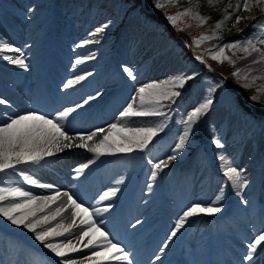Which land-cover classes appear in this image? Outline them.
Masks as SVG:
<instances>
[{"label": "snow or ice", "instance_id": "1", "mask_svg": "<svg viewBox=\"0 0 264 264\" xmlns=\"http://www.w3.org/2000/svg\"><path fill=\"white\" fill-rule=\"evenodd\" d=\"M156 9H164L166 6H177L178 0H153ZM200 0H189V6L178 8L174 14L165 13L168 22L179 29L178 22L188 18L195 21L196 26L200 27L207 23L209 17L204 16L197 10ZM218 0H208V6L215 8ZM260 9V17H252L250 15H241L240 13H251L253 9ZM231 9V11H228ZM31 11V9H29ZM235 16V21L232 27H236L240 39L226 40L221 45H215L211 49H206V53L213 61L221 64L227 63L233 67L231 76L234 77L237 83L244 89L255 88L253 95L247 96L244 99L248 102H260L264 105V100L261 96L264 95V83L257 84V81H264V67L254 68L253 65L264 66V0H236L233 4L229 2L226 5L225 13L217 20L210 30V33H201L197 37H193L192 44L199 46L207 40L218 39L219 32L227 21ZM251 20L250 25H246L254 29L251 35H244V29L238 28V25L245 21ZM103 24L96 27L90 35L95 36L101 34L110 25ZM190 26V25H185ZM230 31V29H228ZM90 43L85 39L78 47H83ZM226 50H231L233 55L226 54ZM5 53H15L14 56L4 55ZM236 53L243 55L239 59L250 58V62L243 68L236 67ZM255 54V56H253ZM0 58H3L8 63L18 66L21 69H28L29 65L26 62L24 52L20 47H13L7 42L0 40ZM94 59V56H83L76 60V64H82L87 60ZM195 59L200 61L207 67L209 72L214 71L211 65L207 64L204 57L196 55ZM259 74H254L256 72ZM122 72L127 78L135 82L137 74L130 67H123ZM92 75H77L73 79H68L63 84L64 89H68L73 85L79 84L85 80L87 76ZM198 73L193 72L191 75L180 73L171 76L162 81H152L135 89V95L131 96L130 102L126 107L119 112L118 122L111 123L104 128H96L91 132L76 131L75 134H69L66 124L64 123L70 113L76 112L77 109L83 108L90 101L97 99L102 93L97 92L95 96L89 95L83 100L82 104H77L75 107L65 108L58 111L55 115L42 114L39 110L25 111L23 114H8L7 111L0 113V176L16 174L22 178L27 185H33L41 189H53L54 185L49 183H38V181L29 174L27 169L34 168L46 161V158L52 157L57 153L73 148L85 149L94 154L95 158L104 155L113 154H132L134 152L147 153L150 150V145L154 138L159 133L163 132L168 125L170 113L172 111L171 104L176 102V98L182 95L179 89L184 88L188 81L197 77ZM207 95L202 102L195 106L187 115V119L180 121L183 125L182 131L178 134V139L171 148V154L166 159H160L153 162L148 159L147 163L150 167V178L155 181L157 175L167 168L171 161L177 159L180 153L189 143V138L193 134L194 126L196 125L202 114H206L213 105L214 100L212 94L220 89L224 84V79L211 80L206 78ZM170 102V103H165ZM232 104L239 108L243 101L239 95L232 98ZM0 106L5 109L12 107V102L6 97L0 96ZM167 108L168 111L164 109ZM160 118L158 123L150 124V126L129 127L126 123L119 122L128 118ZM99 136V139H95ZM79 141V143H75ZM91 142V143H90ZM216 149L223 150L225 144L219 138L212 140ZM218 168L221 173V187L216 199L204 206L202 202H193L186 206L175 220L174 227L170 230V235L166 237L167 242H171L184 228L189 218L200 215H214L223 211V192L225 187H231L236 191V195L241 197L243 205H248L249 201L243 199V190L249 186V179L246 175V170L235 165L234 160L229 158L227 154L221 151L217 154ZM95 163V159L89 160L76 169L77 177ZM124 181L118 180L117 185ZM151 190L152 184L147 185ZM120 191L119 187H112L99 195V202L109 200L116 196ZM66 197L67 204L57 206L56 202L61 196ZM113 205L111 203L103 207H85L83 203L78 202L69 192L61 193L56 190L53 195L36 196L32 192L26 191L23 186L17 183H5L0 180V218L5 223L12 226H17L32 233L34 240L42 245L47 253L35 250L29 252L23 264H133V258L129 251H126L122 242H113L109 232L104 231L101 225L95 219L97 214L108 212ZM71 211V221L64 223L63 214L66 211ZM79 217V219H77ZM140 220H136L135 227L140 224ZM79 232L77 243H73L68 236L74 232ZM87 237V242L85 238ZM64 238V239H61ZM164 243L159 248V252L163 254L169 244ZM244 244V252L241 255L238 264H255V258L258 254L264 253V225L259 229L255 226L251 229V237L242 241ZM83 249L89 250V255H84L82 259H74L70 256L71 253H80ZM59 258L52 261L51 257ZM161 255L155 256V261H160ZM2 264V261H0ZM18 264L20 262L18 261Z\"/></svg>", "mask_w": 264, "mask_h": 264}, {"label": "bare ground", "instance_id": "2", "mask_svg": "<svg viewBox=\"0 0 264 264\" xmlns=\"http://www.w3.org/2000/svg\"><path fill=\"white\" fill-rule=\"evenodd\" d=\"M14 1L24 4L27 0H5L4 12L8 17L1 22L0 40L9 43L13 47H20L24 52L29 67L28 69H21L16 66L15 72L10 73L3 69V65L10 63L0 58V96L6 97L12 102L11 108L5 109L4 106H0V113L7 111L8 114H23L25 111L39 110L42 114L55 115L56 112L62 111L65 108L75 107L77 105L76 101H81L87 94H91L94 91L93 87L103 81V85L106 88L105 91L113 89L114 95L110 98H104L102 102L86 112L77 109L76 112L70 113L64 122L69 130V134L74 135L76 131L91 132L96 129L95 126L97 124L107 121L109 124L118 122L120 111L115 105V100L119 95H117V91L120 86L123 87V92H127L130 87L136 89V84L144 81L151 82L153 77H156L155 75L160 74L163 76L169 70L166 59H170L172 47L166 35L165 37H158L156 43L152 44L149 49H145L141 58L138 59L136 57L127 59L125 53H118L114 58L108 59L102 57L97 63V69H94L91 64L86 66L84 63L76 64V60L71 62L72 60L68 59V54L55 43V34H52L43 42L38 41L39 45L34 43L35 36L38 35L40 28H43L45 31L52 30L50 18L54 14L49 12V4L47 3L46 5L49 17L36 15L35 20L30 22L26 21L22 12L14 6ZM32 2L34 4L38 2L39 4H46L44 0H32ZM183 2L184 0H178L176 7L181 9ZM231 3L235 4L236 0H231ZM256 9L261 11L258 8ZM163 10H172V8L166 6ZM228 11H231V9H228ZM131 25H134V31L144 32L140 23L133 22ZM206 32L207 30L204 33ZM223 33L225 36H233L234 39L241 38L236 27H231L230 31L225 29ZM124 34L126 35V32ZM243 34L251 35V33L245 32ZM125 35L123 37H126ZM174 37L179 47L189 44L180 31H175ZM75 47L76 44L71 46L72 53L81 52V49ZM258 47H264V45H258ZM203 53L204 56L202 55ZM202 54L201 56L204 57L205 61L209 62L208 57L210 58V56L207 55L206 51H202ZM4 55L14 56L15 53H5ZM137 55L138 52L135 51V56ZM60 58L69 60L68 64L66 65ZM249 62L250 58L239 59L236 67L243 68ZM150 65L155 68L153 73H150L148 69ZM125 66L132 68L137 74L135 82L129 80L126 74L122 72V68ZM253 67L260 68L264 66L253 65ZM86 73H91L92 75L87 76L85 80L68 89L63 88V84L68 79H73L77 75H85ZM254 74H259V72L257 71ZM4 81H7L5 88L1 87L5 83ZM125 81L126 85L124 86ZM263 82L258 81V83ZM146 119L153 121L156 117ZM119 122L124 123V120H120ZM261 131V129L254 131L252 140L255 143L252 142L251 145L255 144V146L251 147L250 150H246L247 153L240 152V148L237 149V160L241 164L242 169L246 170V175L250 181L249 186L243 190L249 201L245 210L238 209V204L240 203L235 202L233 195L235 190L231 187L226 188L223 192V199L220 202L224 206L221 213L214 215L204 214L189 218L184 228L178 232L171 242H167L166 237L170 235V231L167 228L169 224L172 225V222L163 217L165 214L162 216V198L158 197L160 191H162L163 197L168 196L169 192L160 181L157 179L152 181L146 174L139 184L131 185H117L116 182L112 184L106 183L102 181L103 173L100 177H97L95 171L87 173L88 178L91 180L89 184L79 180L73 183L64 181L58 189H41L33 185H27L22 180H19L17 184L23 186L26 191H30L36 196L53 195L56 190H59L61 193L69 192L78 202L83 203L85 207L89 208L103 207L111 203L113 207L106 213L97 214L95 219L98 223L101 220L104 221V224L101 226L104 231L109 232L110 237L113 238V242H122L121 246H124L126 251H129L133 258V264H155L159 262L155 261V256L162 255L159 253V248L166 242L169 246L163 254L170 255L167 259H162L160 263L167 262L170 259L171 262H174L182 258V256L189 254L185 246L190 243L193 235L192 245L198 251V254L206 257L208 252L211 251V254L208 255V260H215L220 257L217 255V250H213L212 247L217 245L219 253L224 254V251L219 248V244L221 245L225 242L222 237L228 233L226 230L234 223L235 217H239L241 220H248L247 228L243 230L245 239L251 237L253 226L259 229L264 225V168L262 169L258 166V163L264 162V129L263 133ZM95 139H99V136ZM75 143H79V141H75ZM124 156V154L118 155L111 162V165L116 164ZM83 158L94 159L95 157L93 153L85 149L73 148L46 158L45 162L48 165L42 162L41 165L27 170L38 183H48L54 172L51 168L53 163L60 160L77 161ZM15 176L18 175L15 174ZM149 183L152 184L151 190L147 187ZM112 187H119L120 191L109 200L99 202V195ZM197 189L201 190L200 185ZM218 190L219 188L213 182L211 188L205 191L202 199L199 200L208 205L216 199V196L219 194ZM66 204L67 199L62 195L52 207L55 208ZM230 205L233 209H230ZM186 206L188 205H185L184 209ZM183 210H181V214ZM246 213L248 215H245ZM181 214L178 213V216ZM63 218L64 223H69L71 221V211H66L63 214ZM134 218L136 219L134 220ZM0 220L3 221L2 218ZM136 220H140L144 224V229L137 231L136 227H132L136 223ZM2 225L0 227V261H2V264H18V261L20 264H23L27 254L37 250V248L28 246L25 243L19 244L17 248L15 244L19 241L18 235L11 233L9 236L6 230L13 231L16 229L19 231L22 228L7 224L5 221H3ZM172 227H174V224ZM219 229L221 230L218 231ZM149 230H153L151 236L148 235ZM196 232H200L201 235H197L195 238ZM202 232L207 233L204 234ZM71 240L73 243H77V237L71 238ZM84 242H87V237ZM170 245L173 248L171 251H169ZM237 245L242 246L244 249L243 243ZM77 254L79 253H71L70 256H73L72 258L74 259H82V257L76 258ZM51 259L54 262L59 258L52 256ZM255 260V264H264V253L258 251ZM115 263L113 262V264Z\"/></svg>", "mask_w": 264, "mask_h": 264}, {"label": "rangeland", "instance_id": "3", "mask_svg": "<svg viewBox=\"0 0 264 264\" xmlns=\"http://www.w3.org/2000/svg\"><path fill=\"white\" fill-rule=\"evenodd\" d=\"M136 1L146 9L147 14H143L140 11V8L136 5L137 2H135L134 5L135 9H133V6L127 5L123 0H106V2L105 0H81L78 2L77 0H44L46 4H39V2L34 4L32 0H27L24 4L14 1V6L22 12L26 21L33 22L36 15L45 17L50 16L46 6L48 3L50 8L49 12L54 14L50 18L52 30L45 31L43 28H40L38 35L35 36L34 43L39 45L38 41L43 42L46 38L55 34V43L68 54V59L72 60L71 62L83 56H94V59L87 60L84 64L86 66L91 64L94 69H97V63L102 57L110 59L114 58L118 53H125L127 59L135 57L138 59L141 58L146 47L156 43V39L158 37H165L166 35L170 41V46L172 47L171 55L169 57L170 59H166L169 70L164 74L165 76L163 75L164 77L160 74L155 75L156 77H153L152 81L159 82L180 73L191 75L193 72L198 73L197 77L187 83H193L196 79L198 80L201 78L202 66L204 64L196 59L197 64H194L188 58H182L181 49L173 36L176 26H173L170 22H168L165 17V13L174 14L178 8L176 6H170L172 10L164 11L163 9H156L154 7L153 0ZM229 2H231V0H218L215 8H210L208 6V0H200L197 10L200 11L202 15L209 17L206 23L209 26V30H207L205 34L210 33L212 28L210 27V24L214 20L222 18L225 13L226 5ZM4 5L5 0H0V25L2 24L1 22L8 17L4 12ZM187 6H189V0H184L181 9ZM29 9H31V11H29ZM240 14L245 16L250 15L252 17H260L261 11L253 9L251 13ZM119 20L120 23L118 24ZM189 20L190 19L185 18L183 21L178 22V24L179 26L181 24H186ZM109 21L111 23L103 33L95 36L90 35L94 32L96 27H100ZM234 21L235 16L226 22L223 29L219 32L218 39L214 38L212 41H204L199 48H196V46L191 42L190 45H187L188 51L193 52L195 57L196 55H201L202 51H205L206 49H211L215 45H221L226 40H235L233 36H225L223 33V30L230 29L232 27ZM133 22L140 23L144 32L141 33L134 31V25H131ZM251 23V20H245L238 25V28L244 29L245 33L252 34L254 29L246 27V25H250ZM113 29H116V33L113 32ZM125 32L126 35L124 34ZM123 35L126 37H123ZM85 39L89 40L90 43L84 45L83 47H78L77 45L81 44V42ZM73 44H76L75 48L81 49V52L72 53L70 48ZM135 51L138 52L137 56H135ZM226 54L229 56L233 55L231 50H226ZM242 55V53L235 54L234 58H236L237 62L239 61L238 57ZM60 60L66 65L69 61L62 58H60ZM208 60L209 62H207V64L209 65L212 64L217 67L222 65L217 61H213L211 57H208ZM3 69L10 73H14L16 66L12 64H5L3 65ZM148 69L150 73L155 71L154 67ZM233 70V67L230 66L229 70L225 71L227 75L224 77L221 75L217 76V74L212 71V73L199 80L198 83L194 84L190 100L184 107L181 105L183 98H176V102L171 104L172 111L170 113L168 125L163 132L159 133L158 136L154 138L153 143L150 145L149 152L124 154L125 156L113 165H111V162L120 154L104 155L99 158H94L95 163L85 169L84 172L79 175V179L85 183H89L90 179L87 175L89 171H95L98 177H100L103 173L102 181L110 184L121 179L124 181L121 185L139 184L145 174L149 177V179H151V166L147 163V160L152 159L153 162H156L160 159H166L167 156L171 154L170 150L174 147V143L178 139V134L183 129V125L180 121L187 119V115L195 106H198V104L202 102L207 95L208 85L206 83V78L211 80L224 79L223 86L212 94L214 103L206 114H202V120L205 125L212 126L214 130H216V136L222 141V143L225 144V148L220 150L216 149L213 143H204L194 152H190L188 149L183 150L177 159L171 161L169 166L156 177V179L160 181V183L164 185V188L169 192L168 196L163 197L162 191L159 192L155 190L156 192H159L158 197L162 198V211L164 210L168 220L173 221V225L175 220L178 219L177 213L179 211V207L181 206V203L175 200L177 197L184 196L185 200L190 203L201 202L199 199H202L203 193L211 188L213 182L218 188L221 187L222 176L218 168L219 162L216 159L217 154L223 151L229 156V158L234 160L237 167L242 168L236 157L237 149L240 148V152L247 153L246 150H250L251 147L255 146V144L251 145L252 142L255 143V141L252 140L254 131L261 129V132L263 133L264 113L257 114L255 117L252 115H244V110L255 112L258 109L260 102H248L244 99L247 96L256 94L255 88H242L240 84L237 83L236 79L231 76V72ZM147 83H150V81L138 83L135 87L138 88ZM256 83L261 84L258 83V81ZM5 84H7V81L3 83L1 87L5 88ZM125 85L126 81L124 83V86ZM93 88L94 91L91 94H87L81 101H76L75 103L82 104L84 99H87L89 95L95 96L97 92L102 93V95L97 99L90 101L89 104L84 105L83 108H80V111L86 112L98 103L102 102L104 98H110L114 95L113 89L105 91L106 88L105 85H103V81L95 85ZM122 88L123 87L120 86L117 91V95H119L115 100V105L118 107L119 111H122L123 108L126 107L127 103L130 102L131 96L135 95V89L133 87H130L127 92H123ZM237 95H239L242 101H245L249 108L243 105V103L239 108L232 104V98ZM261 100H264V95L261 96ZM165 103L167 104L170 102ZM164 110L168 111L167 108ZM159 119L160 118L156 117L155 120L151 121L146 118L138 120L137 118H128L127 120H124V123H126L129 127L150 126V124L158 123ZM108 125L109 122L107 121L97 124L95 128L99 127L106 130ZM197 126L198 123H196L194 127ZM89 160L91 159L83 158L72 162V165L77 164L80 166L87 163ZM58 162L59 161L53 163L54 165L52 164L53 169H61V167H67L69 165L64 161ZM45 164L48 165L47 162H45ZM258 166L263 169L264 162L258 163ZM0 180L5 183H18V181L22 180V178L15 176L13 173L7 176H0ZM199 185L201 190L197 189ZM229 187H225V189ZM176 194H178L177 197H175ZM233 195L235 197V202L240 203L238 204L239 207L245 208L247 206L243 205L241 197L236 195V191L233 192ZM242 195L243 199L248 200L244 193H242ZM203 204L204 206H207L206 203ZM230 209H233L231 205ZM2 224L3 221L0 220V227L3 226ZM244 224L245 223L243 222V225ZM172 225L168 228V230L172 229ZM137 226L142 228L143 225L140 223ZM228 231V235L225 236V241L230 242L232 240L241 243L244 240L236 235L238 228L235 225H230ZM6 232L9 236L11 233L18 235L19 241L15 244L17 248L19 247V244L25 243L28 246L36 247L40 252L47 253V250L43 249L42 245L34 240L32 233L27 230L20 229L17 231L15 229L13 231L6 230ZM206 233L207 232L204 234ZM78 235V231L74 232L73 235L68 236L67 239L76 238ZM197 235H201L200 232H196L195 238ZM193 239L194 235L190 240L193 241ZM190 248L191 246L189 245V249ZM239 251L241 254L244 252L242 250ZM89 253V250L83 249L82 252L77 254L76 258L89 255ZM241 254H236L237 258H232L230 262L227 259L224 263L238 264ZM189 256L190 255H185L182 261L186 262V264H196L193 259L203 260V258H191V256Z\"/></svg>", "mask_w": 264, "mask_h": 264}, {"label": "trees", "instance_id": "4", "mask_svg": "<svg viewBox=\"0 0 264 264\" xmlns=\"http://www.w3.org/2000/svg\"><path fill=\"white\" fill-rule=\"evenodd\" d=\"M126 1H130V3L134 4L133 1H136V0H126ZM139 6H140V10L143 13H145L146 9L143 8L141 5H139ZM187 25H190V26L186 27L185 25H182L181 27H179L180 30H178V28L176 30L180 31L182 33V36L185 37L188 40V42H190L193 37H195L198 34H201V33L206 31L205 29L202 28L204 25L200 26V27H197L195 22H189ZM180 47H181V49L183 51L182 53L185 52V54L188 55V52L185 51L184 47L183 46H180ZM225 66H226V69H228L230 67L228 64H225ZM187 89H188V87L184 86V88L179 89V90L183 94L184 90H187ZM261 107L262 108H261L260 111H264V105H262ZM204 136H207L209 138L210 137L213 138V134L211 132V128L208 127L207 130L205 131V130L202 129V125H201V126H199V129L193 131V134L189 138V143L185 147H188V148H191V149H195L199 145V143L201 142L200 140Z\"/></svg>", "mask_w": 264, "mask_h": 264}]
</instances>
